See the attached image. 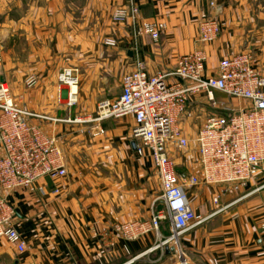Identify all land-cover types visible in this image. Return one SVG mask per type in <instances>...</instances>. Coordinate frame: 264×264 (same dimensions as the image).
I'll use <instances>...</instances> for the list:
<instances>
[{"label":"crops","instance_id":"obj_1","mask_svg":"<svg viewBox=\"0 0 264 264\" xmlns=\"http://www.w3.org/2000/svg\"><path fill=\"white\" fill-rule=\"evenodd\" d=\"M8 1L0 0V10ZM135 1L142 19L165 22L160 40L135 35L130 21H113L112 11L127 0H90L95 18L90 30L70 28L74 22L65 0H11L16 15L0 16V82L10 85L23 108L52 118L30 121L62 138L68 168L67 176L58 181L60 194L52 191L49 179L10 194L17 212L14 226L23 235L26 249L20 252L3 238L0 264H264V190L194 228L178 246L145 253L171 233L166 222L159 231L136 240L114 232L118 223L149 221L153 201L161 193L153 160L139 156L133 146L134 117L92 120L100 101L121 94L122 76L134 70L139 60L150 74L173 71L180 56L197 48L205 49L209 72L216 71L223 57L242 51H250L264 72V2L214 0L213 7L201 0ZM23 9L27 11L21 13ZM210 16L226 26L205 45L198 42V25ZM107 38L116 39L117 45H105ZM64 68L74 71L76 87L59 85ZM29 76L37 78L33 87L26 84ZM74 88L76 95L71 94ZM215 97L227 106L240 104L220 91ZM197 103H191L190 116L181 119L190 138L201 127V120L193 123ZM191 146L185 155L172 154L179 173L199 171L196 142L191 141ZM260 181H253L251 187ZM45 183L49 189L43 194L38 186ZM218 192L214 186L191 188L192 208L207 216L218 207L213 200ZM235 197L223 195L220 204Z\"/></svg>","mask_w":264,"mask_h":264},{"label":"built area","instance_id":"obj_2","mask_svg":"<svg viewBox=\"0 0 264 264\" xmlns=\"http://www.w3.org/2000/svg\"><path fill=\"white\" fill-rule=\"evenodd\" d=\"M201 1L215 7L214 0ZM140 15L136 1L127 0L114 8L112 19L130 21L137 36L148 35L154 41L160 40L165 22L142 19ZM225 26L226 23L215 16L200 20L198 42L205 45L213 42ZM105 44L114 47L117 40L107 38ZM207 61L205 49L197 48L180 56L173 71L150 74L146 63L139 60L134 70L122 76L121 94L100 101L92 119L102 122L133 116L136 152L153 160L154 176L161 193L153 201L151 219L114 226L115 234L136 240L152 230L159 231L163 222L168 223L171 233L145 253L166 245L178 246L180 239L194 228L264 190V72L257 68L250 51L228 54L220 60L215 72L208 71ZM73 72L64 68L58 75L59 85L76 87L78 79ZM36 83L35 76L26 79L29 87ZM218 91L239 100L240 104L227 106L218 102L215 97ZM71 94L76 95V92L71 91ZM193 102L208 104L221 112L208 115L195 138L199 171L179 173L172 154L185 155L190 151L191 140L181 126V119ZM34 117L52 119L35 116L23 108L14 98L10 85L0 82V148L3 150L0 156V241L7 239L20 252L25 251L26 244L14 226L17 212L8 197L31 189L41 179L51 180L52 191L60 194L58 181L68 174L60 137L31 123ZM258 179L261 181L251 187ZM199 185L219 188L213 199L218 207L207 216L197 214L190 203L189 191ZM47 189L48 183L38 186L43 194ZM226 194L236 197L221 205V197Z\"/></svg>","mask_w":264,"mask_h":264},{"label":"rangeland","instance_id":"obj_3","mask_svg":"<svg viewBox=\"0 0 264 264\" xmlns=\"http://www.w3.org/2000/svg\"><path fill=\"white\" fill-rule=\"evenodd\" d=\"M11 1V0H10ZM8 1V3L5 4L4 10H0V16L5 18H10L13 15H16L18 10H14L11 8V3ZM66 1V12L68 13V16L72 17V21L74 22L70 28L74 29H82L85 28V30H90V27L94 25L95 23V18H94V12L89 7L90 0H65ZM261 2H264V0H260ZM21 13L26 12V9L20 10ZM113 12V11H112ZM112 17V15H111ZM105 44V40L103 41ZM106 45V44H105ZM75 99V98H73ZM75 104V102H72ZM206 110V111H205ZM191 110H188V112L185 114V116H190ZM220 110L214 109L210 107L208 104L201 103L199 104L198 109L196 112H194L193 116L196 121L193 123L198 124L199 120H201L200 126L204 123L205 119L208 117V115L213 114V113H220ZM206 113V114H205ZM199 126V127H200ZM197 131V130H196ZM198 132V131H197ZM196 132V134H197ZM195 137H189V139L193 142L195 141ZM62 138H60L61 140ZM192 147V146H191ZM179 263V262H178ZM182 264V263H179Z\"/></svg>","mask_w":264,"mask_h":264},{"label":"water","instance_id":"obj_4","mask_svg":"<svg viewBox=\"0 0 264 264\" xmlns=\"http://www.w3.org/2000/svg\"><path fill=\"white\" fill-rule=\"evenodd\" d=\"M220 10H221V8L218 9V14L220 13ZM133 146H134V148H137V141L133 142ZM172 263H174V261H172ZM187 264H192V263H187Z\"/></svg>","mask_w":264,"mask_h":264},{"label":"bare ground","instance_id":"obj_5","mask_svg":"<svg viewBox=\"0 0 264 264\" xmlns=\"http://www.w3.org/2000/svg\"><path fill=\"white\" fill-rule=\"evenodd\" d=\"M74 91H76V88H74Z\"/></svg>","mask_w":264,"mask_h":264}]
</instances>
